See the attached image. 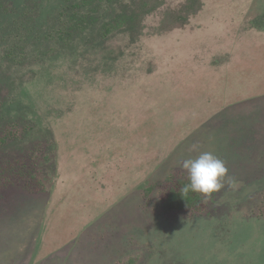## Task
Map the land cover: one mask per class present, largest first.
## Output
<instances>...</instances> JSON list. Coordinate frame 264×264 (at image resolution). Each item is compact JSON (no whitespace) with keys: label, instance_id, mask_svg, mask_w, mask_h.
<instances>
[{"label":"rangeland","instance_id":"rangeland-1","mask_svg":"<svg viewBox=\"0 0 264 264\" xmlns=\"http://www.w3.org/2000/svg\"><path fill=\"white\" fill-rule=\"evenodd\" d=\"M0 264H264V0H0Z\"/></svg>","mask_w":264,"mask_h":264},{"label":"clouds","instance_id":"clouds-1","mask_svg":"<svg viewBox=\"0 0 264 264\" xmlns=\"http://www.w3.org/2000/svg\"><path fill=\"white\" fill-rule=\"evenodd\" d=\"M181 167L187 173L188 183L182 188L185 196L189 192L199 193L210 199L213 193L224 188L228 169L225 162L211 152H202L199 155L182 161ZM235 183V181H230Z\"/></svg>","mask_w":264,"mask_h":264},{"label":"trees","instance_id":"trees-1","mask_svg":"<svg viewBox=\"0 0 264 264\" xmlns=\"http://www.w3.org/2000/svg\"><path fill=\"white\" fill-rule=\"evenodd\" d=\"M7 137L8 138H15V133H13V132H9V134H7ZM3 139V141H5V138H2ZM7 139V138H6Z\"/></svg>","mask_w":264,"mask_h":264},{"label":"flooded vegetation","instance_id":"flooded-vegetation-1","mask_svg":"<svg viewBox=\"0 0 264 264\" xmlns=\"http://www.w3.org/2000/svg\"><path fill=\"white\" fill-rule=\"evenodd\" d=\"M175 196H176V195H172L173 198H176Z\"/></svg>","mask_w":264,"mask_h":264}]
</instances>
